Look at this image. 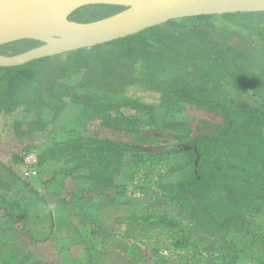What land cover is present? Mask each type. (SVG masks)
Listing matches in <instances>:
<instances>
[{
  "label": "trees",
  "instance_id": "1",
  "mask_svg": "<svg viewBox=\"0 0 264 264\" xmlns=\"http://www.w3.org/2000/svg\"><path fill=\"white\" fill-rule=\"evenodd\" d=\"M85 9L86 12H94L91 6ZM83 11L79 13H85ZM214 16L171 20L106 44L40 58L20 66L0 67V114L12 113L19 108L37 110V117L27 124L32 132L46 125L42 117L44 108H49L58 117L69 101H73L85 109L93 107L102 113L100 116L108 124L116 125L130 118L123 112L115 115L112 109L119 110L120 105L97 102L94 93L122 92L136 83L157 90L163 96L194 102L222 116L226 120L223 127L210 131L201 127V132L188 143H168L149 148L128 147L127 144L103 138L98 132L94 135L80 134L40 152L37 165L64 156L67 163H74L69 171L87 168L90 171L88 177L95 186H99L112 183L115 171L122 166L121 157L125 153L153 157L183 151L192 158L191 165L188 164L186 168V176L170 186L174 189V199L179 200L185 210L192 209L193 204L203 210H209L214 204H227V198L213 196L215 189L229 191L232 199L230 202H235V206L254 207L264 196V104L261 109L252 106L251 102L247 105L243 102L242 106L235 107L227 100L202 97L198 93H214L218 85L214 73L219 68L228 70L230 62L241 65L245 71L251 68L250 48L264 53V12L220 15L244 30L222 32L219 35L213 25ZM28 44V41L12 43L4 49L15 51ZM139 62L144 63V70L140 76H136L133 70ZM167 63L181 66L183 70L193 67V79L190 80L183 72L162 79L163 66ZM227 70L228 75L234 76L241 83H246L244 80L248 79H260L261 91L264 93V77L259 78L255 72L247 73L246 76L241 70ZM80 74L82 78L79 86L70 83L73 76ZM77 87L90 91L80 93ZM139 106L149 112L155 108L145 104ZM204 123L208 125V121ZM186 124L179 122L173 126L185 125L191 128V125ZM13 126L19 135L28 131L23 129L20 120L14 122ZM157 132L152 135L139 130V133L151 136H156ZM159 133L165 137H176ZM183 144L190 148H181ZM0 184L6 182L0 179ZM237 215L238 210L233 208L226 219L230 220ZM212 219L215 223L219 222L215 217Z\"/></svg>",
  "mask_w": 264,
  "mask_h": 264
},
{
  "label": "rangeland",
  "instance_id": "2",
  "mask_svg": "<svg viewBox=\"0 0 264 264\" xmlns=\"http://www.w3.org/2000/svg\"><path fill=\"white\" fill-rule=\"evenodd\" d=\"M109 9L111 12L117 10L116 7ZM85 10L82 14L79 13L80 11L76 12L73 18L79 21H91L104 15V13ZM212 21L218 35L222 32L244 30L237 24L224 20L220 15L214 16ZM262 27L264 30V22ZM253 44L256 47L255 42ZM248 52L252 54L251 68L245 71L241 65L230 62L229 72L234 69L241 70L246 76L250 72H255L258 76L264 75V53L258 49L253 51L251 48ZM180 67L176 64H165L161 78L169 79L183 72L192 80L195 69L190 67L183 70ZM143 70L144 63H137L133 70L134 75L140 76ZM226 70L219 68L214 73V80L219 85L220 91H223L222 99L235 107L242 106L244 100L248 99L252 106L261 109L262 105L234 84L235 77L228 75ZM81 78L82 74L75 75L70 79V83L79 86ZM248 82L252 83L253 80L249 79ZM230 89L234 92H230ZM77 91L87 93L90 90L77 87ZM94 94L97 102L120 105L119 110L112 109L113 113L117 115L123 112L130 119L110 125L100 116L102 113H98L93 107L85 109L69 101L58 117H55L54 112L49 108H44L42 117L46 125L31 132L27 124L37 117V110L28 111L19 108L9 113L1 126L5 136L0 138L6 142L5 146L0 145V179L4 180L1 172L9 171L23 183H29L30 169L35 171L39 166L28 168L23 162L25 158L33 152L38 155L55 143L80 134L94 135L98 132L103 138L127 144L128 147L149 148L168 143H188L192 137L201 132V127H205V131L218 130L226 123V120L214 110L206 109L188 100L163 96L161 92L149 89L141 83L131 85L122 92L95 91ZM139 104L152 105L155 108L149 112L142 109ZM136 118H139V121H136ZM18 120L23 123V129L28 130L22 135L16 134L13 126ZM205 120L208 121V125L204 123ZM179 122L187 123L186 125H191V128L185 125L173 126ZM139 130H145L147 134L152 135H155V131H159L176 137H165L159 132L156 136L145 135L139 133ZM64 158L59 156L58 159H51L54 161L45 166L52 171L71 168L74 163H67ZM190 159L192 160L183 151L158 154L153 157L128 152L121 157L122 166L115 171L112 183L99 186H95L88 177L82 178L83 172L90 174L87 168L73 170L76 181L88 180L89 186L93 187L92 191L84 193V201H100L105 209L108 205L114 204L119 209L117 217L119 242L108 241L109 229L114 231V227L103 225L104 231L97 232L98 238L102 240L97 244H90L89 252L87 251L89 257L82 262L84 264H264V196L254 207L246 205L239 207L235 206V202H230L232 199L229 191L215 189L213 196L227 198V204H214L209 210L200 209L193 204L192 209L185 210L180 201L174 199L172 195L174 189H171L170 184H175L186 176V168L191 165ZM13 191L9 183L0 184V203L8 197L11 198ZM10 205L13 208V205ZM130 206L133 208L132 213L129 211ZM126 208L128 212L124 215ZM233 208L238 210V215L230 220L226 219ZM213 217L219 222L215 223ZM7 224L6 227L13 229L12 223ZM4 227L0 232V256L3 258L9 254L8 247L12 246L14 240L5 233L11 230ZM115 245L119 248L117 260L102 258L104 254L109 255L110 247ZM16 262L21 264L22 259L15 256L7 263L16 264ZM7 263L0 259V264ZM69 264H72V261H69Z\"/></svg>",
  "mask_w": 264,
  "mask_h": 264
},
{
  "label": "water",
  "instance_id": "3",
  "mask_svg": "<svg viewBox=\"0 0 264 264\" xmlns=\"http://www.w3.org/2000/svg\"><path fill=\"white\" fill-rule=\"evenodd\" d=\"M87 6L104 15L73 18ZM237 12H264V0H0V67L106 44L171 20ZM24 41L30 44L4 50Z\"/></svg>",
  "mask_w": 264,
  "mask_h": 264
},
{
  "label": "crops",
  "instance_id": "4",
  "mask_svg": "<svg viewBox=\"0 0 264 264\" xmlns=\"http://www.w3.org/2000/svg\"><path fill=\"white\" fill-rule=\"evenodd\" d=\"M8 115L9 113L0 114V137L5 136L1 126ZM5 142L0 138L1 146H5ZM33 154L37 160V153ZM52 161L54 160L46 161L36 167L35 171L30 169L29 183L20 181L13 172H1L6 184L9 183L14 189L11 198L0 203V232L5 226L4 228L11 230L5 232L7 236L14 239L12 246L8 247L9 254L4 258L0 256L6 263L10 258L19 256L21 264H69V261L80 264L89 257L87 251L90 244H97L102 240L98 238L97 232L104 231L103 225L114 227V231L109 229L108 241L119 242L118 207L111 204L105 209L100 201H84V193L93 190L88 180L76 181L74 171L68 170L70 168L53 171L48 169L45 164ZM25 165L32 168L37 165V161L30 166L25 162ZM82 176L87 179L89 172H83ZM130 207L129 211L132 213L133 208ZM106 212L109 214H105ZM127 212L126 208L124 215ZM7 223H12L13 229L6 227ZM118 252L117 245L111 246L109 255L104 254L102 258L117 260Z\"/></svg>",
  "mask_w": 264,
  "mask_h": 264
},
{
  "label": "flooded vegetation",
  "instance_id": "5",
  "mask_svg": "<svg viewBox=\"0 0 264 264\" xmlns=\"http://www.w3.org/2000/svg\"><path fill=\"white\" fill-rule=\"evenodd\" d=\"M258 77L259 78L260 77L263 78L264 75H260ZM248 80H244V81H246V83H247ZM256 81H257V83H256ZM260 82H261L260 79H258V80H253L252 83H247L246 84V83H241L240 81H237V79H236L234 81V84H236L239 88H242L243 92L249 93L250 96H251V99H254L255 101H258L259 104L263 105L264 104V98L262 97V93L263 92L261 91L262 90V88H261L262 86H261V83ZM216 85H217V82H216ZM256 85L257 86L259 85V86L257 87ZM230 92H234V90L230 89ZM198 94H200V96H202V97H207V98H221L222 99L223 91H220V87H219V85H217V90H215L214 93L213 92H205L204 91V92L198 93ZM244 101L247 102V103L250 102V100H248V99H245ZM247 103H245V104H247ZM263 109H264V107H263Z\"/></svg>",
  "mask_w": 264,
  "mask_h": 264
},
{
  "label": "built area",
  "instance_id": "6",
  "mask_svg": "<svg viewBox=\"0 0 264 264\" xmlns=\"http://www.w3.org/2000/svg\"><path fill=\"white\" fill-rule=\"evenodd\" d=\"M36 160V157L34 154H30L27 158H25V162L30 166L32 163H34Z\"/></svg>",
  "mask_w": 264,
  "mask_h": 264
}]
</instances>
